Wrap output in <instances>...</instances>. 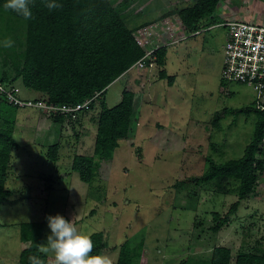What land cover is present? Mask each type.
<instances>
[{
	"label": "rangeland",
	"instance_id": "374dc122",
	"mask_svg": "<svg viewBox=\"0 0 264 264\" xmlns=\"http://www.w3.org/2000/svg\"><path fill=\"white\" fill-rule=\"evenodd\" d=\"M109 1L117 8L122 0ZM132 2L123 20L135 33L195 0ZM229 20L264 26V0H221L197 35L180 27L168 31L174 42L167 45L164 69L175 79L171 87L157 79L155 65L151 74L132 70L89 111L64 124L37 110L0 107V127L11 129L19 147L5 180L10 196L0 207V264H19L25 246L19 239L22 223L42 224L41 252L52 257L42 246L50 234L47 217L57 214L88 236L102 233L101 254L112 264L119 247L139 236L145 238L139 264L206 263L216 247L230 249L235 264L240 253L264 250V172L243 201L238 200L237 181L195 183L210 161L219 165L240 158L252 139L256 95L248 86L222 78L224 24ZM21 23L0 12V40L15 41L12 48H0V76L13 75L10 65L5 67L7 54L24 49L26 27ZM14 84L25 97L21 82ZM129 87L134 94L132 137L121 141L111 160L98 162L96 177L85 184L72 171V161L93 155L101 104L115 107ZM53 146H58L56 161L49 157ZM259 149L264 162V142ZM213 214L227 220L217 232Z\"/></svg>",
	"mask_w": 264,
	"mask_h": 264
},
{
	"label": "trees",
	"instance_id": "16d2710c",
	"mask_svg": "<svg viewBox=\"0 0 264 264\" xmlns=\"http://www.w3.org/2000/svg\"><path fill=\"white\" fill-rule=\"evenodd\" d=\"M132 1L122 0L115 8L109 0H58L62 6L50 11L42 0H35L33 18L25 20L6 9L3 6L5 0H0V12L22 21L26 27L23 51L6 56L5 67L10 65L13 75L2 73L0 81L6 84L20 81L26 92L38 96L33 100H42L46 104H81L96 93L103 97L107 88L144 55L133 36L136 28H130L123 20ZM220 1L195 0L193 6L166 13L157 22L174 16L183 32L194 35L212 20ZM166 37V42L172 43L171 38ZM167 47L157 51L155 66L157 79L167 80L171 87L175 79L164 69ZM1 106L17 110L3 101H0ZM93 106L94 103L90 109ZM133 106L134 94L130 87L123 90L115 107L106 108L101 104L93 155H78L72 161V171L78 174L81 182L91 184L97 175L98 162L111 160L121 141L132 137ZM241 112L248 115L251 111ZM253 113L252 139L243 155L219 165L210 161L208 170L195 180L196 185L208 184L214 179L233 180L239 182V201L247 200L254 193L258 177L264 172V162L259 159V148L264 142V111L253 108ZM50 118L56 124L72 120L61 114ZM18 148L11 129L0 127V207L10 196L4 186L12 153ZM57 151L58 146L51 147L49 157L52 161H56ZM213 221L217 222L212 229L214 232L227 222L217 214H213ZM89 237L94 244L90 255H100L105 248L103 234L95 233ZM19 239L25 244L19 264H29L28 258L33 255L41 257L44 264H54L53 257L41 252V223L20 224ZM144 241L145 238L139 236L124 242L119 247L116 264H139ZM181 264H231V252L228 248L216 247L206 263L187 260ZM235 264H264V250L240 253Z\"/></svg>",
	"mask_w": 264,
	"mask_h": 264
},
{
	"label": "built area",
	"instance_id": "2783aa9c",
	"mask_svg": "<svg viewBox=\"0 0 264 264\" xmlns=\"http://www.w3.org/2000/svg\"><path fill=\"white\" fill-rule=\"evenodd\" d=\"M178 27L180 22L173 16L149 24L135 32L134 39L144 55L126 73L136 70L137 74H140L147 69L148 74H151L157 51L161 47L173 44L163 40L170 31ZM224 27L226 43L223 48L222 78L228 83L251 88L256 95L255 101L259 104L257 107L264 111V26L241 20H229ZM163 28H165L164 33ZM20 94V89L15 84L0 81V101L17 109L37 110L48 117L61 114L68 120H73L89 111L92 103L101 95L96 93L81 104L59 106L46 104L42 100L24 98Z\"/></svg>",
	"mask_w": 264,
	"mask_h": 264
},
{
	"label": "clouds",
	"instance_id": "9594fccd",
	"mask_svg": "<svg viewBox=\"0 0 264 264\" xmlns=\"http://www.w3.org/2000/svg\"><path fill=\"white\" fill-rule=\"evenodd\" d=\"M42 2L50 11L62 6L58 0ZM34 3L35 0H5L3 6L29 20L33 18ZM14 43L13 39L5 37L0 40V48H12ZM47 226L50 234L42 247L46 254L53 257L54 264H112L110 257L106 255H90L94 247L93 241L87 234L81 233L72 220L65 219L60 214L48 216ZM28 259L29 264H44L41 257L36 255Z\"/></svg>",
	"mask_w": 264,
	"mask_h": 264
},
{
	"label": "crops",
	"instance_id": "0c3cea01",
	"mask_svg": "<svg viewBox=\"0 0 264 264\" xmlns=\"http://www.w3.org/2000/svg\"><path fill=\"white\" fill-rule=\"evenodd\" d=\"M179 28V27H178ZM152 76L154 77V75L152 74ZM32 98V99H36V98H38V96L37 95H33V94H30V93H26V96L24 97V98Z\"/></svg>",
	"mask_w": 264,
	"mask_h": 264
}]
</instances>
